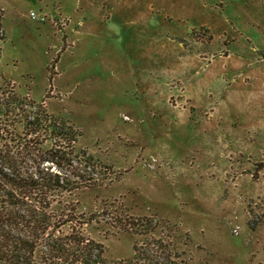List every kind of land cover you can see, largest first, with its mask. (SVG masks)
<instances>
[{
	"label": "rangeland",
	"instance_id": "rangeland-1",
	"mask_svg": "<svg viewBox=\"0 0 264 264\" xmlns=\"http://www.w3.org/2000/svg\"><path fill=\"white\" fill-rule=\"evenodd\" d=\"M0 10V90L72 125L76 149L97 161L67 176L80 188L47 199L56 221L71 214L52 235L79 233L107 263L163 235L180 264H264V0ZM120 213L144 217L145 235L119 230Z\"/></svg>",
	"mask_w": 264,
	"mask_h": 264
},
{
	"label": "trees",
	"instance_id": "trees-1",
	"mask_svg": "<svg viewBox=\"0 0 264 264\" xmlns=\"http://www.w3.org/2000/svg\"><path fill=\"white\" fill-rule=\"evenodd\" d=\"M1 18L0 10V45L5 39ZM79 137L72 125L47 114L40 104L12 90H0V141L14 146L9 145V151V146L2 147L0 155V264H180L163 235L140 246L135 243L131 259L107 263L101 247L79 233L59 237L50 233L55 222L58 227L68 226L71 214L56 221L47 214V199L80 188L68 178L83 179L86 166L97 163L83 149H76ZM27 200L35 201L41 212L31 211L35 209L24 203ZM113 220L122 232L145 235L140 231L144 217L120 213ZM38 246L39 262L34 257Z\"/></svg>",
	"mask_w": 264,
	"mask_h": 264
},
{
	"label": "built area",
	"instance_id": "built-area-1",
	"mask_svg": "<svg viewBox=\"0 0 264 264\" xmlns=\"http://www.w3.org/2000/svg\"><path fill=\"white\" fill-rule=\"evenodd\" d=\"M31 16L35 18V15H34V13H31Z\"/></svg>",
	"mask_w": 264,
	"mask_h": 264
}]
</instances>
